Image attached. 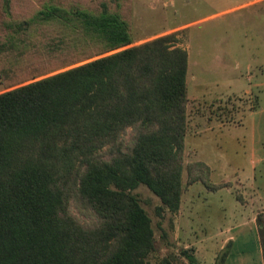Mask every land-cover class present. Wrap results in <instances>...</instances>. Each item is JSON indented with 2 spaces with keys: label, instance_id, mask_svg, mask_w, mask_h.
I'll list each match as a JSON object with an SVG mask.
<instances>
[{
  "label": "trees",
  "instance_id": "obj_1",
  "mask_svg": "<svg viewBox=\"0 0 264 264\" xmlns=\"http://www.w3.org/2000/svg\"><path fill=\"white\" fill-rule=\"evenodd\" d=\"M82 23L104 44L124 42L92 19ZM64 41L48 50L68 51ZM175 43L161 37L0 94V264H150V220L129 192L143 185L178 210L187 53ZM189 169L192 182L210 188L206 165ZM73 198L98 227L71 216ZM263 219L256 217L264 255Z\"/></svg>",
  "mask_w": 264,
  "mask_h": 264
},
{
  "label": "rangeland",
  "instance_id": "obj_2",
  "mask_svg": "<svg viewBox=\"0 0 264 264\" xmlns=\"http://www.w3.org/2000/svg\"><path fill=\"white\" fill-rule=\"evenodd\" d=\"M75 11L77 21L70 16ZM86 17L124 42L104 44L83 29ZM19 23L24 32H17ZM165 36L187 53L181 193L172 212L143 185L129 192L150 220L152 246L144 262L188 264L180 252L194 255L196 239L233 233L234 223L244 221L249 235L230 251L228 264L237 263V250L259 264L248 223L254 219L259 234L256 217L264 205L253 194L256 189L264 197V0H0V94ZM60 38L68 51L50 52L47 45ZM132 133L126 130V143ZM196 163L207 166L209 189L192 182L189 167ZM69 201L81 226H99L85 204ZM230 245L214 264H224Z\"/></svg>",
  "mask_w": 264,
  "mask_h": 264
},
{
  "label": "crops",
  "instance_id": "obj_3",
  "mask_svg": "<svg viewBox=\"0 0 264 264\" xmlns=\"http://www.w3.org/2000/svg\"><path fill=\"white\" fill-rule=\"evenodd\" d=\"M256 160L252 162L251 172L253 176L255 175V172L257 170V164ZM261 162V161H258ZM254 185V184H253ZM259 192L256 191L253 194V199L256 200L258 204L264 205V197L258 196ZM250 205H252L250 203ZM240 208H243V206L240 205ZM244 209V208H243ZM235 226H237V229H234L235 232L233 233H223V235H208L205 237H202L200 239H196L195 242L192 243V247L194 248V255L195 258L200 262V264H214L215 258L217 257V254L219 251H221L224 247H226L228 244L230 245V250L228 252V256L224 262V264H228V261L230 258H232V255L230 254V251L235 247L237 242H242L248 237V233L245 229L246 223L244 221H237L234 223ZM249 229L248 232H252L253 234V242H255L254 246V255H256L257 259L259 260V264H264V255L260 244V236L257 233V226L255 224V220L252 219L250 223H248ZM252 227V228H250ZM250 254L243 251V250H237L236 255L234 258L237 259L236 264H249V261L246 262V260L250 257H248Z\"/></svg>",
  "mask_w": 264,
  "mask_h": 264
}]
</instances>
